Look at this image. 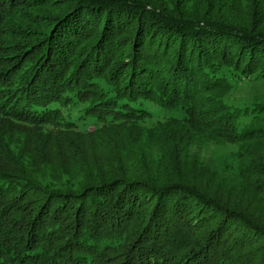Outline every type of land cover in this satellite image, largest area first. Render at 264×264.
<instances>
[{
  "label": "trees",
  "instance_id": "1",
  "mask_svg": "<svg viewBox=\"0 0 264 264\" xmlns=\"http://www.w3.org/2000/svg\"><path fill=\"white\" fill-rule=\"evenodd\" d=\"M13 23L25 43L0 55V264H264V124L237 127L264 107L217 95L264 79V0H0V43ZM161 113L187 130L163 132ZM135 122L159 154L135 142L126 161L49 163V147L76 150L71 134ZM189 130L238 145L235 181L187 159Z\"/></svg>",
  "mask_w": 264,
  "mask_h": 264
},
{
  "label": "rangeland",
  "instance_id": "2",
  "mask_svg": "<svg viewBox=\"0 0 264 264\" xmlns=\"http://www.w3.org/2000/svg\"><path fill=\"white\" fill-rule=\"evenodd\" d=\"M17 25L13 23L11 26H8L7 30H5L4 37H2L0 43L1 56L9 54L11 51H13L12 49L15 45L18 46L21 42L25 43L23 40L25 31L20 26V24ZM27 27L31 28L32 26L28 25ZM3 60L8 61L10 59L4 57ZM217 95L221 101L226 104H236L239 106L260 105L261 107H264V79L256 80L250 78V80H248L245 78L240 79L239 81L232 80V87L226 91L219 92ZM63 111L67 110L63 109ZM164 114L165 113H161L152 120L153 122L157 120L159 121L161 128L164 127L163 132H177L182 134L184 130H187V127H183V124L181 123L169 124L170 122L167 118L169 114ZM148 124H151V122H148ZM148 124H139L135 122V124H131L129 127L128 124H122L123 126L120 125V127L116 126L105 128L96 134H71V139L75 141L77 146L76 150L70 154L64 152L59 154L56 149L49 147L47 158L52 167L61 166L66 172H73L72 170L74 169L75 164L77 165L81 163L85 165H95L93 164L94 162H98L103 156H105L107 159L109 158V153H115L116 151V153L119 155V158L126 161L131 157L132 153L130 150H128V148L129 146H135V142H137L138 146H135L136 148L134 147L133 150L137 155H139L140 152L142 157L155 156V154H159V146L157 142L154 141V137L157 136L154 135L153 129L150 128V125ZM256 124H264V122L248 120L238 121L237 127L238 129H243ZM92 127L93 126L90 125L88 130H92ZM43 128L44 130L51 129V127L48 126ZM188 133L189 137L187 140V145L185 146L187 150L185 152L187 154V159L190 162H199L201 165L208 167L214 172L217 171L221 176L231 178L232 180L233 178H236L237 160L235 161V156L238 149L237 144L224 139L211 137L207 134V132H195L189 130ZM148 135H150V138ZM145 138L148 139L145 140ZM149 139L153 141L148 142ZM128 140L132 145L125 143ZM150 162L147 163L148 168L151 167ZM189 172V176L193 177L194 175H197L202 180H205L203 174L199 172V174H191L193 173L192 171H188L187 173ZM235 180L236 179L233 181ZM231 192L236 193L234 189ZM232 201H234V199H232ZM71 210L72 209H70L68 212Z\"/></svg>",
  "mask_w": 264,
  "mask_h": 264
}]
</instances>
